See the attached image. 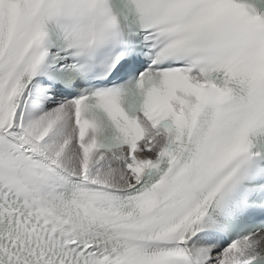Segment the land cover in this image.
<instances>
[{"label": "snow or ice", "instance_id": "snow-or-ice-1", "mask_svg": "<svg viewBox=\"0 0 264 264\" xmlns=\"http://www.w3.org/2000/svg\"><path fill=\"white\" fill-rule=\"evenodd\" d=\"M0 264H264V0H0Z\"/></svg>", "mask_w": 264, "mask_h": 264}]
</instances>
